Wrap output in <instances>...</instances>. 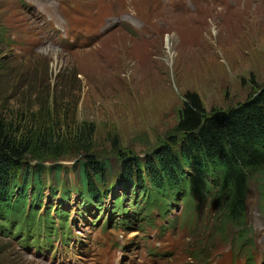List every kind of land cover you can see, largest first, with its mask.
I'll return each instance as SVG.
<instances>
[{
    "label": "rangeland",
    "instance_id": "obj_1",
    "mask_svg": "<svg viewBox=\"0 0 264 264\" xmlns=\"http://www.w3.org/2000/svg\"><path fill=\"white\" fill-rule=\"evenodd\" d=\"M62 1L66 2L65 17L60 14ZM197 1L201 8L194 0H184L177 7L185 11L176 13L169 7L170 0H0V120L9 130L20 131L25 118L45 114L44 105H51L48 98L54 95L50 91L59 81L58 95L73 93L75 97L70 101L72 115L64 119L67 128L57 121L59 135L66 136L70 128L91 135L79 150L108 160L113 174L121 172L128 156L149 164L154 152L174 135L187 91L198 93L211 111L236 105L264 86V0ZM97 4L101 7L96 12ZM203 4L214 5L207 12ZM126 10L130 11L128 21L139 28L144 22L135 11L147 15L157 37L150 42L137 40L126 27L105 28L94 20L69 18L98 13L113 25ZM49 17L58 23L57 29ZM23 25L37 42L35 53L15 31ZM92 32L102 37L100 43L78 49L77 44ZM71 38L76 44H70ZM64 141L67 144L66 138H59L58 144L65 150ZM39 150L43 155L33 164L61 163L70 170L76 166L77 171L84 162V151L52 158L45 153L49 146ZM123 190L121 184L112 190L104 203L107 209L96 223L93 220L101 210L97 216L91 207L81 212L77 195L66 202L60 196L46 197L43 206L54 209L57 205L68 211V222L73 220L70 246H64L61 237H55L51 245L45 239L37 246L30 243L33 238L26 243L9 230L0 231V264H209L215 256L221 264H237L246 256H234L230 237L239 228L242 233L250 230L255 222L260 228L255 238L260 251L264 246V214L258 213L262 202L255 188L247 218L240 225L243 228L231 222L222 228L221 206H212L211 198L189 222L178 215L176 225H165L164 217L153 224L139 223L129 212L131 221L125 228L115 224L124 215L111 212ZM130 198L126 206H131ZM179 200L173 204L176 213H169V218L177 216ZM134 209L131 206L129 211ZM107 216L110 225L105 229ZM247 238L238 237L235 247L241 248Z\"/></svg>",
    "mask_w": 264,
    "mask_h": 264
},
{
    "label": "trees",
    "instance_id": "obj_2",
    "mask_svg": "<svg viewBox=\"0 0 264 264\" xmlns=\"http://www.w3.org/2000/svg\"><path fill=\"white\" fill-rule=\"evenodd\" d=\"M59 86L58 81L50 91L54 97L48 98L51 105H44L45 114L25 118L20 131L9 130L0 120V230L31 235L29 229L36 225L39 231H49L53 216L50 206H43L46 196L66 200L75 193L82 199L81 206L95 201V208L103 207L112 188L119 184L124 190L116 196L111 212L123 215L130 208L125 205L130 193L137 213L143 214L157 208L166 212L177 196L191 201L204 188L214 189L224 206L222 228L230 222L245 227L240 225L246 220L253 188L264 209V86L236 105L211 111L206 110L198 93L187 91L174 135L154 152L152 162L125 157L117 174L108 160L98 159L87 149L79 150L91 135H83L80 128L59 135L57 121H63L67 128L64 119L72 115L70 101L75 99L73 93L58 95ZM59 138L68 141H64L65 150L60 148L64 146L58 144ZM45 145L50 149L45 153L52 158L84 151V162L77 171L76 166L70 170L61 163L33 164L42 157L39 149ZM58 213L59 218L67 219V212Z\"/></svg>",
    "mask_w": 264,
    "mask_h": 264
},
{
    "label": "bare ground",
    "instance_id": "obj_3",
    "mask_svg": "<svg viewBox=\"0 0 264 264\" xmlns=\"http://www.w3.org/2000/svg\"><path fill=\"white\" fill-rule=\"evenodd\" d=\"M180 1L184 2V0H180ZM194 1L196 2L197 7L201 8V3H200L199 1H197V0H194ZM171 2H172V0H170V2H169V7H170V9H171L172 11H174V12H176V13H181V12L185 11V10L179 9V8L177 7V5H175L174 7H172V6H171ZM188 12H189V11H188ZM190 13H191V12H190ZM191 14H198V13H191ZM169 46H170V43H169Z\"/></svg>",
    "mask_w": 264,
    "mask_h": 264
}]
</instances>
